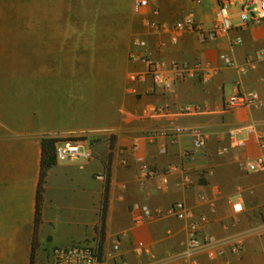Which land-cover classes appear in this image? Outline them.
I'll return each instance as SVG.
<instances>
[{"label":"crops","instance_id":"obj_1","mask_svg":"<svg viewBox=\"0 0 264 264\" xmlns=\"http://www.w3.org/2000/svg\"><path fill=\"white\" fill-rule=\"evenodd\" d=\"M149 1L132 16L129 58L108 78L85 79L77 89L42 100L37 82L23 95L15 79L0 78V264H30L43 138H79L91 157L54 160L48 168L35 264H52L55 248L82 244L95 246L103 264L121 259L128 264H264V172L246 168L264 157L259 144L264 105L226 107L242 93L255 92L264 101V23L245 26L234 17L225 37L204 41L175 25L193 20L209 30L216 0ZM135 39L145 41L147 49L137 48ZM146 59L168 66L200 62L207 78L175 82L170 90L149 77L131 81L132 74L145 70ZM167 76L173 78L170 71ZM196 131L206 144L193 151ZM106 167L108 208L100 248ZM178 203L193 220L206 218L200 235L210 240L209 251L221 256L210 259L203 251L193 260L185 258L192 219L165 215ZM234 203H241L240 212L232 211ZM143 207L162 215L151 219ZM116 241L119 253L113 250ZM235 243L243 246L239 255L231 252Z\"/></svg>","mask_w":264,"mask_h":264},{"label":"rangeland","instance_id":"obj_2","mask_svg":"<svg viewBox=\"0 0 264 264\" xmlns=\"http://www.w3.org/2000/svg\"><path fill=\"white\" fill-rule=\"evenodd\" d=\"M132 2L0 0V78L15 79L23 95L37 82L42 100L119 72L129 58Z\"/></svg>","mask_w":264,"mask_h":264},{"label":"built area","instance_id":"obj_3","mask_svg":"<svg viewBox=\"0 0 264 264\" xmlns=\"http://www.w3.org/2000/svg\"><path fill=\"white\" fill-rule=\"evenodd\" d=\"M195 4H200V0H191ZM217 14L212 27L205 31L199 23L193 20H185L178 22L175 25L177 31H185L197 34L202 40H216L225 37L233 28L232 19L235 17L241 25H250L264 23V0H216ZM149 0H133L132 9L134 13H139L142 9L149 6ZM157 10H153L156 15ZM154 28L158 26L152 24ZM239 42V41H238ZM134 44L141 50H146V42L141 39H135ZM264 59V53L260 54ZM130 58L134 59V55L130 54ZM145 70L140 73H135L130 76L131 81L144 82L147 77L151 79L154 85L161 86L164 90H170L175 82L184 81L187 79L206 80L207 73L200 62L193 64L171 63L169 66L163 61L144 60ZM232 65V64H230ZM172 73L173 78L169 79L167 72ZM264 101L259 98L255 92L242 93L231 98L227 102L226 107L229 109L246 108V107H261ZM162 110H159L161 112ZM183 112L195 111L191 108H184ZM157 113V110H155ZM181 132V129H176V133ZM206 144V137L201 131L193 133L191 147L193 151L202 150ZM260 147L264 148V137L259 138ZM238 146H244L240 142ZM54 157L57 163H68L78 160L81 157L90 158V154L84 150V143L81 141H64L54 144ZM248 171L264 172V157L246 165ZM232 211L237 213L242 210L241 203L232 204ZM144 215L152 219V217H160L162 212H151L147 207L142 208ZM165 215L175 218L178 221H184L188 218L192 219L188 230L187 238L184 246L183 254L185 258L193 260L195 256L203 251H206L210 259H215L221 256V252L209 251L210 240L200 235L201 225L206 223V218L201 216L198 220H193V214L186 209L183 204H173L165 212ZM264 229V222L262 224ZM142 248L143 244H138ZM113 250L119 253V241L114 242ZM243 250L241 243H235L231 246V252L239 255ZM52 264H103V258L95 246L88 244L73 245L59 247L53 249L51 253ZM119 264H128L127 261L121 259Z\"/></svg>","mask_w":264,"mask_h":264},{"label":"trees","instance_id":"obj_4","mask_svg":"<svg viewBox=\"0 0 264 264\" xmlns=\"http://www.w3.org/2000/svg\"><path fill=\"white\" fill-rule=\"evenodd\" d=\"M57 139L43 138L41 142V163H40V176L36 191V203H35V214H34V227H33V249L30 258V264H35V243L38 234V230L42 220V202L44 192V182L48 168L54 162V144L59 142ZM108 191H109V168L106 167V183L103 194L102 212H101V229H100V243L101 248L104 240V227L105 218L108 208Z\"/></svg>","mask_w":264,"mask_h":264}]
</instances>
